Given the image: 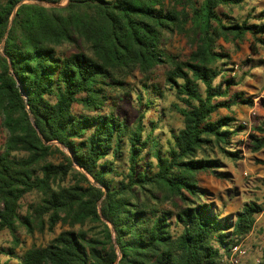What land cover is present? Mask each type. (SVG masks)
Masks as SVG:
<instances>
[{
	"label": "trees",
	"instance_id": "16d2710c",
	"mask_svg": "<svg viewBox=\"0 0 264 264\" xmlns=\"http://www.w3.org/2000/svg\"><path fill=\"white\" fill-rule=\"evenodd\" d=\"M242 1L0 0V231L10 236L0 264H221L251 232L261 204L222 217L198 180L226 178L217 153L241 159L231 139L244 127L218 111L252 106V97L231 92L238 82L217 42L249 35L251 55L264 50V11L251 23L217 9ZM172 35L190 47L183 59L165 50ZM158 66L180 119L163 150L155 126L141 137V113L128 127L115 111L127 80L146 81ZM138 91L144 109L163 98L153 82ZM261 125L247 134L252 153L264 148ZM30 193L37 200L20 214ZM56 226L45 246L15 252L19 227L33 234ZM248 264H264V249Z\"/></svg>",
	"mask_w": 264,
	"mask_h": 264
},
{
	"label": "rangeland",
	"instance_id": "374dc122",
	"mask_svg": "<svg viewBox=\"0 0 264 264\" xmlns=\"http://www.w3.org/2000/svg\"><path fill=\"white\" fill-rule=\"evenodd\" d=\"M64 5V2L60 6ZM218 12L230 16L236 20L252 18L260 11H264V0H243L242 3L231 6H219ZM252 43L249 35H246L241 43L232 41L217 42L229 55L228 68H231L228 76L234 77L238 82L237 86L231 88V92H239L245 97H252V106L236 104L229 110L220 109L219 115H231L237 123L244 127V130L232 137L231 142L238 141L240 146L237 147L241 152V159L232 162L217 153V157L224 163L221 171L226 172L224 179L214 177L209 174H200L198 177L201 187L207 190L209 196L208 202H212L219 214L224 216H232L238 211L244 202L254 201L262 205V213L256 216L255 224L251 232L240 242L241 247L245 250V257L239 260V264L256 263L260 260L262 249H264V148L260 152L252 153L249 150L248 133H252L255 127L264 126V50L257 47V52L251 55L249 45ZM165 50L168 54L183 59L189 52V45L184 39L177 35L168 37L165 43ZM61 50L66 52H74V46L63 44ZM162 67H156L148 80H143L139 74H135L133 78L128 79L127 95L121 96L122 99L116 101L115 111L123 119L128 127H132L138 114H142L141 124L143 126V138L152 129V136L156 139L161 150L166 147L169 139V131H175L180 128L179 117L171 111L170 103L174 101L171 92L165 91L162 85ZM153 82L159 84L163 93V98L152 100L148 109H144V101L139 106L134 99V92H139L140 84H148ZM143 107V108H142ZM6 138V132L1 127L0 118V151ZM61 149V148H60ZM62 151H64L62 149ZM144 154V152H142ZM146 156L143 157L141 164L143 165ZM55 161V159H54ZM115 165L119 170L125 169V150L122 151L121 157L115 161ZM35 193L25 195L20 200V214L25 210L27 204L36 201ZM60 226H56L52 233L46 231L42 233L34 232L27 234L23 228L19 227L17 235L20 245L16 248V253L30 247L45 246L58 232ZM10 246V236L7 231H0V249H6ZM6 260V257L0 254V262ZM221 264H229L223 256Z\"/></svg>",
	"mask_w": 264,
	"mask_h": 264
},
{
	"label": "built area",
	"instance_id": "2783aa9c",
	"mask_svg": "<svg viewBox=\"0 0 264 264\" xmlns=\"http://www.w3.org/2000/svg\"><path fill=\"white\" fill-rule=\"evenodd\" d=\"M245 257V250L241 244L230 247L226 259L229 264H239V260ZM257 262V261H256Z\"/></svg>",
	"mask_w": 264,
	"mask_h": 264
}]
</instances>
